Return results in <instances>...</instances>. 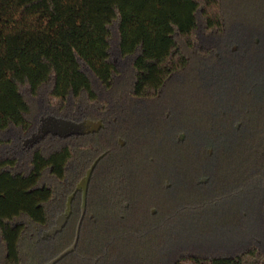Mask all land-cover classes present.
<instances>
[{"label": "rangeland", "instance_id": "374dc122", "mask_svg": "<svg viewBox=\"0 0 264 264\" xmlns=\"http://www.w3.org/2000/svg\"><path fill=\"white\" fill-rule=\"evenodd\" d=\"M224 6L226 34L201 29V45L188 51L190 67L159 100L129 97L133 71L120 60L117 87L99 92L111 101L113 126L104 125L99 139L67 140L79 158L103 153L91 142L114 147L94 180L89 218V244L102 251V264H173L186 253L235 254L251 245L264 251V0H224ZM46 94L30 99L37 128L53 116ZM1 137L0 157H27L40 144L14 130ZM91 165L79 178L83 166L75 163L74 189ZM23 253L31 264V250ZM44 254L35 251V264ZM1 257L0 243V263ZM74 262L82 264H62Z\"/></svg>", "mask_w": 264, "mask_h": 264}, {"label": "trees", "instance_id": "16d2710c", "mask_svg": "<svg viewBox=\"0 0 264 264\" xmlns=\"http://www.w3.org/2000/svg\"><path fill=\"white\" fill-rule=\"evenodd\" d=\"M201 29L226 34L224 0H0V147L5 145L3 133L31 136L37 131L30 99L45 89L53 116L97 120L96 109L110 130L115 111L99 92L117 87L120 60H129L133 71L129 97L155 102L168 83L190 67L188 51L201 45ZM97 134L93 136L99 139L102 133ZM68 139L51 135L27 157H0V264H26L23 247L31 250V264L35 251L44 249L43 264L73 245L75 219L54 239L44 241L42 234L74 193L85 166L97 154L95 169L100 170L109 158L105 152L114 147L91 142L103 153H80L79 158ZM23 156L26 169L20 168ZM75 163L83 170L76 171L78 177L70 185ZM92 205L90 201V211ZM90 227L85 220L78 249L66 260L102 264V251H91ZM173 264H264V251L251 245L235 254L186 253Z\"/></svg>", "mask_w": 264, "mask_h": 264}, {"label": "water", "instance_id": "95a60500", "mask_svg": "<svg viewBox=\"0 0 264 264\" xmlns=\"http://www.w3.org/2000/svg\"><path fill=\"white\" fill-rule=\"evenodd\" d=\"M102 126H103V123L101 121L95 122L92 120H84L82 122H76V121H73L67 118L48 116V117L41 119L39 132L37 135H33L29 143L33 144L35 142H38L39 140H43L48 135H53V136H58L60 138L68 139L74 136H85V135H89L93 133H98L101 130ZM97 163L98 161L95 162L91 166L86 176L78 184L77 189L74 192V194H72L69 197L68 209L66 213L61 215L57 220L56 226L45 234L46 238L55 237L57 234L61 233L64 230L71 216V213H72V207H71L72 201L75 198L76 193L78 191L83 190V193H84L83 194L84 202H83V207H82L83 217L78 224L75 241L71 247L63 251L61 254L55 257L48 264H59L66 257L74 253L78 247V244L80 241V234H81L83 219L86 213L88 188H89V184H90L93 171L95 170Z\"/></svg>", "mask_w": 264, "mask_h": 264}, {"label": "flooded vegetation", "instance_id": "af4514ba", "mask_svg": "<svg viewBox=\"0 0 264 264\" xmlns=\"http://www.w3.org/2000/svg\"><path fill=\"white\" fill-rule=\"evenodd\" d=\"M84 120H92V121H95V122H97V121H101L102 123H103V120H95V119H87V118H83V119H79V120H73V121H76V122H82V121H84ZM40 124H41V122H40ZM39 128H40V125H39V127L37 128V131L36 132H34V133H32V136L33 135H37L38 134V132H39ZM238 129H239V127H237ZM104 129V127L102 126V128H101V130L100 131H102ZM99 133V132H98ZM96 135L97 133H93V134H89V135H85V136H74L76 139H81V138H86V137H89V136H92V135ZM51 135H48V136H46L44 139H46V138H48V137H50ZM53 136V135H52ZM72 137H70L69 139H71ZM43 139V140H44ZM38 142H41L40 140L38 141ZM112 151L113 150H110V151H107L106 153H109L108 154V156L109 157H111V155L113 154L112 153ZM96 156V158L94 159V161L92 162V164L94 163V162H97L98 160H99V156L97 155V154H95ZM100 161V160H99ZM98 164V163H97ZM101 168V167H100ZM103 168V167H102ZM87 172H88V170H87ZM87 172H86V174H87ZM98 170L96 171V169L93 171V174H92V177H91V180H90V184H89V188H88V193H87V204H86V213H85V215H84V219H83V222H85V220H88L89 218H94V214H93V212H92V210L90 211V208H89V206H90V201H92L91 200V194H92V190L93 189H95L96 187H97V185H96V183H95V179H96V177H97V175H98ZM86 174H85V176H86ZM84 176V177H85ZM83 177V178H84ZM82 178V179H83ZM81 179V180H82ZM81 182V181H80ZM79 182V183H80ZM78 186V185H77ZM76 189H77V187L75 188V190L74 191H76ZM72 194H74V193H72ZM83 190H81V191H78L77 193H76V195H75V198L73 199V201H72V205H71V207H72V213H71V216H70V218H69V220H68V223H67V225H66V227L64 228V230L61 232V233H59V234H57L55 237H45V234L47 233V232H49L50 230H52L55 226H56V223H57V220H58V218L61 216V215H63V214H65L66 213V211H67V209H68V200H69V197L71 196H69L68 198H67V200H66V203L64 204V207H62L61 208V210L55 215L54 214V221H53V224L51 225V227L48 229V230H46V231H44L43 232V234H42V239L44 240V241H49V240H51V239H54V238H56V237H58V236H60V234H62V233H64V231L67 229V227L69 226V224L75 219L76 221H78V224H79V222H80V220L82 219V217H83V210H82V207H83V202H84V199H83ZM93 195V194H92ZM77 227H78V225H77ZM76 232H77V230H76ZM76 238V237H75ZM71 247V246H70ZM69 248V247H68ZM67 248V249H68ZM77 249H78V247H77ZM77 249H76V251H77ZM66 250V249H65ZM64 250V251H65ZM76 251H75V253H76ZM61 254V253H60ZM57 257V256H56ZM55 258V257H54ZM53 258V259H54ZM53 259H51V260H49L46 264H48L50 261H52ZM63 261V260H62ZM99 262H98V260L97 261H95L93 264H98Z\"/></svg>", "mask_w": 264, "mask_h": 264}]
</instances>
